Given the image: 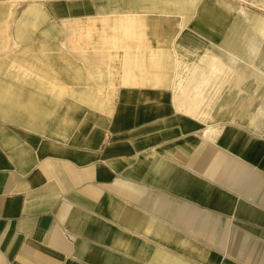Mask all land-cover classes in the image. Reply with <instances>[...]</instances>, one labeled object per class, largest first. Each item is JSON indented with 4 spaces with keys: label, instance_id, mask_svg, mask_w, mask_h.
<instances>
[{
    "label": "crops",
    "instance_id": "1",
    "mask_svg": "<svg viewBox=\"0 0 264 264\" xmlns=\"http://www.w3.org/2000/svg\"><path fill=\"white\" fill-rule=\"evenodd\" d=\"M220 1L52 0L15 22L13 11L9 25L15 43L38 45L62 35V18L109 15L131 34L139 18H213ZM239 1L264 12V0ZM197 29L152 49L128 38L122 51L146 55L148 78L118 80L111 110L80 111L62 131L31 128L0 103V264H264V106L200 110L218 65L190 58ZM41 90L38 107L52 108Z\"/></svg>",
    "mask_w": 264,
    "mask_h": 264
},
{
    "label": "rangeland",
    "instance_id": "2",
    "mask_svg": "<svg viewBox=\"0 0 264 264\" xmlns=\"http://www.w3.org/2000/svg\"><path fill=\"white\" fill-rule=\"evenodd\" d=\"M51 3L52 0H0V103L6 110H21L23 123L31 128L41 129L47 125L59 132L65 121L69 124L79 119L74 114L79 116L80 111L98 114L96 110H111L118 80L128 84V79L148 78L146 71L153 69L146 55L140 56L136 51L133 57L122 51L129 39L145 37L151 49L153 45H172L177 33L185 27L199 31L194 35L198 43L190 58L197 64L207 58L218 65L206 86L209 94L200 110H262L259 105L264 106V12L239 0H221L215 4L213 13H206L213 18H164L161 21L139 18L130 24L135 28V33L131 34L126 33V25L119 24L118 28L112 23L109 15L92 14L82 19L62 18L60 26L64 32L56 41L41 40L38 45L15 43L14 23L9 25L12 12L16 10L15 22L24 9L33 5L35 9L45 10ZM146 26L154 34H142ZM166 27L174 28L175 33L158 44L157 39L164 38L158 32ZM145 44L142 40L135 45L148 50ZM181 51H175L180 59L186 57ZM59 65L66 66L68 72L61 74ZM201 69V66H192L191 73ZM22 70L30 74L29 80H4ZM20 84L32 90L29 98L3 89ZM38 86L43 88L40 92L46 95L52 108L49 109L48 104L38 107ZM206 91L200 97L206 95ZM202 100L200 98L199 105ZM229 120L235 121L233 117ZM242 120L244 126L253 128L250 117Z\"/></svg>",
    "mask_w": 264,
    "mask_h": 264
}]
</instances>
